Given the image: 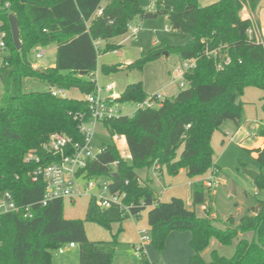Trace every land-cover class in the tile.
<instances>
[{"label":"trees","instance_id":"1","mask_svg":"<svg viewBox=\"0 0 264 264\" xmlns=\"http://www.w3.org/2000/svg\"><path fill=\"white\" fill-rule=\"evenodd\" d=\"M260 2L219 0L200 7L198 0H156L155 10L146 11L138 0H106L102 16H96L102 0H0V33L5 34L4 49H0V195L10 193L19 207L30 206L33 214L27 219L19 213L0 216V264H52L53 253L69 244L79 247L78 264H113L118 246L115 236L109 242L90 241L85 232L86 222L110 230L111 221L91 203L84 220L65 219L64 200L41 206L44 184L40 179L33 182L31 173L53 160L42 148L51 134L81 141L72 115L84 111L85 102L53 97L48 89L76 90L82 96L93 93L99 53L116 51L120 44L115 41L128 33L134 21L141 24L160 15L166 16L172 32L188 40L170 45L162 38L127 68L141 69L162 56L194 61L195 67L184 74L186 86L176 96L104 124L110 134L125 137L129 156L122 160L114 145L102 144L106 150L88 163L87 178L108 176V164L119 161L110 190L126 194L125 203L135 206L131 210L135 217L147 210L150 245L156 252L164 250L170 233L187 232L192 251L187 264H264V200H258L237 222L229 218L224 228H218L209 219L211 208L205 217H198L194 210L207 203L210 188L205 179L192 183L193 209H188L176 197L159 202L151 178L156 168L169 177L184 170L190 180L208 174L218 178L221 171L213 161V132L225 122L241 126V97L247 88L262 92L264 113V43L248 37L251 20L240 15L244 7L254 15ZM9 15L18 21L19 50L13 45ZM50 45L56 47L54 67L39 73L30 61L32 50ZM210 51H216L217 57L227 56L229 64L217 70L219 57L207 56ZM103 70L110 73L115 67ZM33 81L46 89L24 91L25 82ZM148 97L138 83L128 85L118 102L136 105ZM254 135L264 139V125ZM30 151L39 163L26 162ZM247 152L259 166L252 184L264 191V148ZM118 216V222L126 219ZM213 239L224 247L237 240L232 255L224 257L212 250L209 260H204L201 254ZM134 264L156 263L141 251Z\"/></svg>","mask_w":264,"mask_h":264},{"label":"rangeland","instance_id":"2","mask_svg":"<svg viewBox=\"0 0 264 264\" xmlns=\"http://www.w3.org/2000/svg\"><path fill=\"white\" fill-rule=\"evenodd\" d=\"M155 1L138 0V3L143 10L154 11ZM217 1L219 0H198V5L205 7ZM240 15L243 19L254 17L247 7L243 8ZM137 22L139 21L137 20ZM133 23L131 25H134ZM129 35H125L115 41V43L120 44V47L116 51L99 53L95 71L96 86L105 88L108 85H113V94L119 97L128 85L141 83L149 96L157 93L163 97V100L176 96L182 89L179 86L181 80L174 73L176 66L180 63L177 57L162 56L157 61L146 63L141 69L127 67L145 56L156 45H159V40L162 38L170 45H182L188 38L184 39L181 35L172 32L166 16L163 15L154 19L145 20L135 37L129 38ZM100 46L102 47L103 44ZM37 48L32 50L33 54L30 56L31 63L36 65V68L42 70L53 67L55 64V45L40 48L44 53L39 59L35 57L34 53ZM104 67H115V70L110 73H104ZM45 89L44 85L35 81L32 83L25 82L24 84V91L26 92L43 91ZM2 94L3 85L0 80V101ZM67 94L68 98L83 99V96L76 90L68 91ZM262 96V92L256 88L250 87L245 89L241 97V102L243 103L241 126L236 127L232 122H225L212 134L211 146L214 153L213 161L220 168L221 173L215 179L214 186L209 187L210 193L207 203L204 206H196L194 210L197 216L205 217L206 212L211 208L210 210L212 212H210L209 219L218 228H223V225L227 224L228 219L225 220L227 215L235 214L237 217H241L247 214L248 209L255 205L258 200H264V191L256 190L251 181L244 175V171H252L255 173L259 171V166L254 156L248 153L247 150L254 149L255 142L259 144L262 142L259 138L255 140L256 137L253 132L256 121L261 120L264 122ZM120 105L119 109L123 116H130L136 107L131 102H125ZM154 105L158 106L159 102L154 103ZM94 141L97 145L108 144L110 143V138L101 127H98ZM118 152L120 157H123L125 160L128 159L129 155L125 147H119ZM184 172L182 170L175 179L166 174L160 177L162 174L158 172L157 168L153 169V173L157 177H160L159 181L157 180L159 183L154 184L155 189L159 192L166 190V196L165 194L163 195L164 199H168L173 194L179 195L187 204L191 201L192 189L188 183L189 178ZM209 176L210 174H208ZM88 203L89 200L87 198L77 199L74 205L70 201L64 200V218L84 220L88 212ZM235 204L238 206H235ZM187 207L188 209H193L191 206L187 205ZM202 207L205 209H202ZM212 213L217 220L214 221V219H211ZM101 215L111 221L110 230L104 229L95 222H86L85 232L87 238L90 241L109 242L115 236L119 244L116 248V256L113 264L134 263L133 248L126 243L132 239L135 240L137 231H146L150 237V228L147 223V210L143 211L139 218H127L121 222H118V211L115 208L103 210ZM237 219L233 220L236 222ZM222 221H224V224L221 223ZM120 227L122 229L121 231H119ZM244 237H249V234L244 235ZM211 242L203 256L206 261L209 260V253L212 250H216L220 256L230 257L237 240L230 247L221 246L214 239ZM149 244L150 242L146 246ZM62 248L64 249V254L61 255L58 251L53 253L52 264H78L79 247L75 246L74 249H70L68 245H65ZM171 249L170 246L167 253L172 254ZM147 250L149 253H153L149 247Z\"/></svg>","mask_w":264,"mask_h":264},{"label":"built area","instance_id":"3","mask_svg":"<svg viewBox=\"0 0 264 264\" xmlns=\"http://www.w3.org/2000/svg\"><path fill=\"white\" fill-rule=\"evenodd\" d=\"M106 0H102L100 7L96 11V16H102L103 6ZM7 8L8 4L5 5ZM251 20V27L247 30V35L256 43H263V36L260 28L254 18H245ZM140 27L136 25H129V38H133L139 32ZM5 34L0 33V49H4ZM98 45V43H97ZM35 57L41 58L43 51L37 48ZM207 56L217 59V52L210 51L206 53ZM227 56L219 57V62H216V69L222 70L225 65L229 64ZM195 67L194 61H180L176 66L174 73L181 80L180 88L185 87L184 74ZM114 86L108 85L105 88L96 86L93 93L83 96L85 102V109L72 115V120L76 123L77 130L81 136V141H73L68 136L62 133H53L49 136L48 141L42 145L45 153L49 154L53 159L45 165H39L31 173L32 181L41 180L44 184L43 196L40 201L41 206H46L53 200H68L74 202L75 200L87 196L91 200V206L96 210L102 212L103 210L115 208L121 217L124 218H139L135 217L131 210L135 206L126 204V194L121 191L110 190L111 175L117 173L119 161L108 164V176L98 178H87L88 163L97 160L98 155L106 150V146L97 145L94 141L97 135L98 127H101L109 136L110 143L118 150L119 147H125V137L116 133L110 134L104 124L123 117L120 111L119 97L113 94ZM48 92L53 97L68 98V92L63 89L49 88ZM163 100L160 94H152L143 103L136 104L134 112L138 109L156 107L154 103ZM158 105V106H159ZM133 112V113H134ZM132 113V114H133ZM131 114V115H132ZM130 115V116H131ZM122 160H125L121 157ZM26 162L39 163L38 156L33 152H28L25 157ZM214 175H210L205 179L206 187H213L215 184ZM127 182H125L126 184ZM95 200V201H94ZM140 207L143 204L139 205ZM21 214L23 218H31L33 216L30 206L19 207L10 193L0 195V216L7 214ZM150 242V237L146 231L139 232V242L133 248V256L138 258L140 252H144V247ZM74 244H69L68 248H74ZM59 254L64 253V249L58 250ZM145 253V252H144Z\"/></svg>","mask_w":264,"mask_h":264},{"label":"crops","instance_id":"4","mask_svg":"<svg viewBox=\"0 0 264 264\" xmlns=\"http://www.w3.org/2000/svg\"><path fill=\"white\" fill-rule=\"evenodd\" d=\"M213 1V0H212ZM254 20L257 22L259 28H260V31L262 33V36L264 37V0H261L260 2V5H259V8L257 9L256 13L254 14ZM263 22V23H262ZM144 23V21H143ZM143 23L140 24V22H137L134 21V25L136 26H139V27H142ZM140 24V25H139ZM56 49V47H55ZM34 68H36V65H33ZM54 67V66H53ZM52 68V67H51ZM264 125V122H262L261 120L259 121H256V125H255V129H257V127L259 125ZM253 130V132H254ZM257 138H255L256 140ZM262 142L259 144L257 142H255L254 144V149H257V148H260V149H263L264 148V139L262 138H259ZM125 148H126V145H125ZM127 149V148H126ZM253 150V149H252ZM128 153V151H127ZM186 173V172H184ZM164 174H162L160 177H163ZM160 177H157L154 173H153V169L151 170V178L154 180V183H159V178ZM208 177V175H207ZM175 178V177H173ZM206 176H204L203 178H198V179H194V180H188L189 182V185L192 189V183L193 182H196V181H200L202 179H205ZM176 179V178H175ZM158 180V181H157ZM252 183V181H251ZM253 185V184H252ZM166 190H163L161 192L157 191V199L159 202H168L171 198L173 197H176V198H180L183 200V198L179 195H170L168 197V199H164L163 195L165 194L166 196V193H165ZM81 198H87L89 200V203H88V206H87V211L90 207V203H91V200L89 197L87 196H83ZM76 201V200H75ZM75 201L74 202H71L72 205L75 204ZM184 201V200H183ZM185 203V202H184ZM186 207L187 205L188 206H191V201H189L187 204L185 203ZM204 206V205H203ZM235 206H238L237 204H235ZM254 206V205H253ZM253 206H251L250 208H252ZM188 208V207H187ZM249 208V209H250ZM202 209H205L204 207H202ZM248 209V210H249ZM212 212V211H211ZM196 213V212H195ZM200 217V216H198ZM229 218H232V219H239L240 217H237L235 214H229L225 217V220L229 219ZM75 219H78V218H75ZM127 219V218H126ZM211 219H214L217 220L214 216V214L212 213V216H211ZM237 219V220H238ZM237 222V221H236ZM222 224H224V221L221 222ZM226 225L224 224L223 225V228L225 227ZM121 229V227H120ZM122 230V229H121ZM139 232L140 231H137V237L135 238V240H131L130 242L127 241L126 244H129L131 246V248H134L138 242H139ZM189 242H190V234L187 233V232H172L168 235L167 239H166V242H165V248L163 251L159 252V253H156L155 250L152 248V246L149 244L148 246H145L144 247V252L148 258V260L151 262V263H158V264H187L188 263V260L189 258L191 257L192 255V251L189 247ZM210 243H212L210 241ZM119 244V242H118ZM171 246V250H172V254H169L167 253L168 252V249L169 247ZM150 248L151 251L153 253H149L147 248ZM75 248V247H74ZM74 248H70V249H74ZM208 249V248H207ZM207 249L201 254V256L203 257L204 254L206 253ZM69 250V249H68ZM64 254V253H63ZM210 254V253H209ZM62 255V254H61ZM116 256V255H115ZM134 257V256H133ZM135 259V257H134ZM204 259V257H203ZM115 260V258H114ZM128 264V263H127ZM134 264V263H132Z\"/></svg>","mask_w":264,"mask_h":264},{"label":"water","instance_id":"5","mask_svg":"<svg viewBox=\"0 0 264 264\" xmlns=\"http://www.w3.org/2000/svg\"><path fill=\"white\" fill-rule=\"evenodd\" d=\"M8 22L10 26V31H11V36H12V41L13 45L16 50H19L21 47V43L19 40V28H18V21L15 16L9 15L8 17ZM125 69V68H123ZM35 70L39 73H43L42 69L35 68ZM81 76L85 75V73H80ZM244 175L250 180V181H255L258 177V173L252 172V171H244ZM117 175L113 174L111 175V178H116Z\"/></svg>","mask_w":264,"mask_h":264}]
</instances>
